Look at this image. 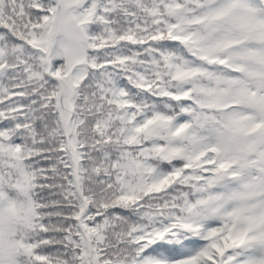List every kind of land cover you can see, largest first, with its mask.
<instances>
[{
	"label": "snow or ice",
	"instance_id": "1",
	"mask_svg": "<svg viewBox=\"0 0 264 264\" xmlns=\"http://www.w3.org/2000/svg\"><path fill=\"white\" fill-rule=\"evenodd\" d=\"M0 264H264V0H0Z\"/></svg>",
	"mask_w": 264,
	"mask_h": 264
}]
</instances>
